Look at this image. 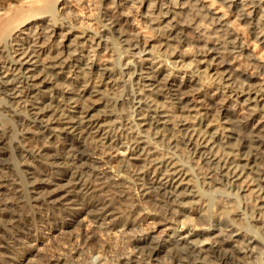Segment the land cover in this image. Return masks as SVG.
I'll return each mask as SVG.
<instances>
[{
  "label": "bare ground",
  "instance_id": "bare-ground-1",
  "mask_svg": "<svg viewBox=\"0 0 264 264\" xmlns=\"http://www.w3.org/2000/svg\"><path fill=\"white\" fill-rule=\"evenodd\" d=\"M0 110V264H264V0H0Z\"/></svg>",
  "mask_w": 264,
  "mask_h": 264
},
{
  "label": "rangeland",
  "instance_id": "rangeland-1",
  "mask_svg": "<svg viewBox=\"0 0 264 264\" xmlns=\"http://www.w3.org/2000/svg\"><path fill=\"white\" fill-rule=\"evenodd\" d=\"M73 4V3H72ZM141 33H142V35L143 36H145V37H147V38H150L151 36H152V33L148 30L147 31V29H145V28H143L142 30H141ZM249 36V38H250V35H248ZM109 56H110V54H107L104 50H101V51H99V58H98V62L99 63H102V62H105L107 59H109ZM102 60H104V61H102ZM47 102H50V100H46ZM238 112H239V110H238ZM0 113H1V110H0ZM1 115V114H0ZM2 116V115H1ZM14 121V120H13ZM13 121H11V124L13 125L14 124V126H16V123L15 122H13ZM15 121H16V119H15ZM13 126V127H14ZM78 133V132H77ZM70 140H74L71 136H69L68 137ZM79 140H80V142H78L76 145H75V147H76V149L77 150H79L80 152L82 151V152H84V153H86V154H90V155H93L94 157L93 158H97V156L98 155H94L93 154V152H96V153H100V149L101 148H97V145L95 144V143H92L91 141H89V140H87V139H82V138H80L79 137ZM39 142H34V144H38ZM70 143V142H69ZM66 149L67 150H69V152H71L70 151V147L69 146H66ZM99 149V150H98ZM94 150V151H93ZM96 150V151H95ZM93 151V152H92ZM102 153V152H101ZM104 154V153H103ZM110 154V153H109ZM113 154V156H115L116 154H114V153H112ZM17 155L18 154H16V153H14V152H12L11 151V154H9V155H6L5 157H3L4 159H6V162H7V167L5 168V170L8 172V173H6L7 174V176H10V177H12V178H16V176L19 174V172H22V170L23 171H26L28 168H26V167H24V166H20V165H18V159L16 158L17 157ZM108 154H105V155H103V157L102 156H99V157H101V160L100 159H95V160H93V163H94V165H95V167L97 168V170H90V168H88V169H86L85 171H87L88 172V174H94L95 176H94V178L93 179H96V181H94V183L95 184H98V183H101L102 181L103 182H109V183H111L112 185H116V184H119V183H126V185H130V184H128V182L126 181L127 179H129L128 177H129V175H128V172H126L123 168H122V166H120V165H122V163L120 162L121 161V159L118 157H114V158H112V157H109V155L107 156ZM14 157L16 158V160L14 159ZM97 160V161H96ZM100 160V161H99ZM120 160V161H119ZM17 162V163H16ZM105 162H107V163H105ZM15 163V164H14ZM90 163V162H89ZM109 164V165H108ZM110 164H112V166L110 165ZM16 165V166H15ZM18 165V166H17ZM98 166H99V169H98ZM111 167H113V168H111ZM19 168V169H18ZM16 169H18L19 171L17 172L16 171ZM102 170H103V173L105 174V176H104V174H101V172H102ZM106 172H105V171ZM111 171H114V172H120V174H119V176H116V174H118V173H115L114 174V172L112 173ZM15 174V175H14ZM17 174V175H16ZM58 177H60V176H58ZM205 181L208 183V182H210V180L209 179H205ZM102 182V183H103ZM218 187V186H217ZM251 189V187L249 186V187H245L244 189V191H241V196L243 197V199L245 200V201H247V203L249 202V205L247 204L246 206L247 207H249V208H253L254 209V207H256L257 205H258V201L254 198V196H253V194L252 193H250L248 190H250ZM203 189H205V191H209V192H206L207 194H206V197H208L209 199H210V201H211V203H210V206H211V211H212V209H213V211L214 210H216V209H214V207H217L215 204H213V202H214V200L216 201L217 200V197L215 196V194H213V193H211V191L210 190H208V187L207 186H203ZM134 195V194H133ZM131 196H132V193H131ZM246 198V199H245ZM215 203V202H214ZM115 206H119V204L117 203H115ZM213 206V207H212ZM245 206V207H246ZM242 207V208H241ZM244 207V208H245ZM240 210H242V212L244 211L243 209V205H242V203L240 204ZM263 211H264V209H262ZM257 212V211H256ZM237 214V213H236ZM59 215V216H58ZM127 216V217H126ZM125 217H123V218H121L120 220V223H127L128 222V219L130 220V217H131V215L129 214H127ZM233 217H235V219H237L238 218V216L237 215H234ZM125 218V219H124ZM262 220H264V214L262 215ZM68 220V219H66V218H64V216H61L60 214H52V215H50L48 218H47V223H51L52 225H58L60 222H62L63 220ZM56 220V221H55ZM240 220V219H239ZM239 220H238V223H242L243 221L241 220V222H239ZM49 221V222H48ZM43 222H45V219L44 220H42L41 218H38V220L36 221V224L34 225L36 228L38 227V229H42V231H44V235H49L50 234V232H49V230H47V229H45L43 226L45 225V223H43ZM56 223V224H55ZM131 229V228H130ZM73 230V229H72ZM69 231H71V230H69ZM16 247L17 246H19L18 244L17 245H15ZM21 251H23V250H21ZM18 254V253H17ZM16 254V255H17ZM15 255V256H16ZM97 257V258H96ZM96 259V260H95ZM98 262V255H97V253H93L92 255H90V257H88V259H87V263L88 264H96Z\"/></svg>",
  "mask_w": 264,
  "mask_h": 264
}]
</instances>
